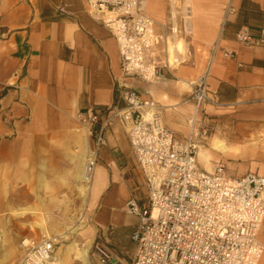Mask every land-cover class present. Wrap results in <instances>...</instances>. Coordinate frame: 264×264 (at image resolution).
<instances>
[{
	"label": "crops",
	"instance_id": "crops-1",
	"mask_svg": "<svg viewBox=\"0 0 264 264\" xmlns=\"http://www.w3.org/2000/svg\"><path fill=\"white\" fill-rule=\"evenodd\" d=\"M192 1L196 45L210 50L217 41L218 46L208 80L217 106L205 107L213 133L232 143L258 144L264 140V45H241L235 34L243 26L254 36L264 29V0H233L236 13L221 33L220 2ZM147 4L160 19L159 2ZM120 89L151 98L166 128L187 135L191 91L168 77L153 83L124 77L115 39L88 13L84 0H0V239L7 241H0V264H7L11 247L20 252L36 219L73 220L74 208L81 207V164L89 157L94 158L91 177L103 182L84 200L85 214L97 237L115 247L119 264L133 258L130 236L137 219L124 207L141 179L125 128L113 121L104 145L97 147L89 126L80 121L81 114L102 109L114 113L123 104ZM246 158L263 156L256 147ZM247 172L264 176L261 170ZM105 175L111 181L95 207Z\"/></svg>",
	"mask_w": 264,
	"mask_h": 264
},
{
	"label": "built area",
	"instance_id": "built-area-1",
	"mask_svg": "<svg viewBox=\"0 0 264 264\" xmlns=\"http://www.w3.org/2000/svg\"><path fill=\"white\" fill-rule=\"evenodd\" d=\"M84 1L88 13L115 39L124 77L145 83L168 77L167 38L156 31L144 0ZM235 13L229 0L220 33ZM171 20L169 31L175 35L178 26L173 16ZM235 40L244 46H262L264 29L254 36L243 26ZM217 50L216 41L203 72L192 83L193 114L185 137L166 129L155 112L156 103L133 89H120L123 104L112 114L102 109L80 115L97 147L104 145L106 131L118 120L141 179L124 207L127 215L137 219L130 236L135 254L125 264H259L264 256V176L227 175L222 167L207 173L196 162L198 146L213 133L205 107L217 106L208 91ZM223 54L235 57L233 52ZM93 166L90 163L89 171ZM22 250L20 264H60L52 239L30 240ZM91 256L95 264H119L116 253L98 237Z\"/></svg>",
	"mask_w": 264,
	"mask_h": 264
},
{
	"label": "rangeland",
	"instance_id": "rangeland-1",
	"mask_svg": "<svg viewBox=\"0 0 264 264\" xmlns=\"http://www.w3.org/2000/svg\"><path fill=\"white\" fill-rule=\"evenodd\" d=\"M146 2V11L148 15L152 18V20L155 23V29L156 31L160 32L167 38V59L168 63L171 66L170 70L172 71L173 76L168 75L169 80L176 81V84L179 85L181 88L185 89L190 93V88L192 86V83L201 75L203 72L207 61L210 58V53L213 50V46L210 50H207L203 47H200L199 45H196V37L194 35L193 29L187 30V26L189 24L188 20L186 19V11L188 9L186 6L192 5V0H156L159 2V5H161L162 15L160 19H154L151 11H149L147 0H144ZM221 4L222 9V18L224 14V8L229 0H218ZM175 18L176 22L175 24L178 26V32L173 35L169 31V27L171 26V17ZM221 18V20H222ZM222 23V21H221ZM191 24V22H190ZM192 25V24H191ZM222 25V24H221ZM190 27V25H189ZM221 28V26H220ZM180 43L183 46V50L178 56L176 55V58H173L170 53V48L174 45V43ZM165 48V46L161 47ZM175 59H178V61H175ZM187 74V75H186ZM157 105V104H156ZM155 112H158L155 110ZM193 113V108L190 105L188 108V114ZM115 123H118V120H114ZM161 123L166 128L163 120H161ZM167 129V128H166ZM188 131V130H187ZM188 134L185 132L184 135ZM219 140L222 142L223 146H226L224 149H215L211 146L212 141ZM254 145H250L246 143V139L243 140L242 143H232L231 141H227L226 139L222 138L219 133H213L210 137H208L206 140H204L200 145L198 146V150L202 148L205 151V154L207 155L209 159V163L213 165V169L215 170L217 167L224 168V171L227 175H241L243 172L247 170H261L262 173H264V149L261 147L260 144L264 145V140L262 142H259L258 144L253 143ZM260 150L262 152L263 158L260 160H250L246 158L248 156L249 151H256ZM231 149H237L241 157H234V151H231ZM197 150V152H198ZM242 153V154H241ZM196 162L198 164V158L196 156ZM257 164V165H255ZM200 168L201 166L198 164ZM203 169V168H202ZM81 207L80 208H74V218H72V223H62V224H54L57 225L58 229L55 230L57 232L63 233V239H59L57 237H54V233L50 235V237H53L54 239H57L60 241V243H56V253L60 246L63 245V247H72L73 244H78L80 247L84 241H86L88 238L86 237L89 232L92 234V243L90 245L89 249V264H95L93 261V258L91 256V249L94 241L97 237V232L95 230V227L92 223V221L87 216V211L85 209V202L84 200L88 196L89 191L84 187V184H81ZM83 215V218L81 219ZM79 217V221L74 220ZM32 226V236L26 237L25 239L30 240H41L42 238L48 239L45 236L44 231L41 229V221L36 219ZM44 226V225H43ZM71 229H68V228ZM78 228V230H77ZM262 229H264V221L262 224ZM75 230V231H73ZM53 232V231H52ZM23 240H21L22 242ZM21 242L19 250L22 252L21 249ZM110 250L114 249L113 246H108ZM23 255V252H22ZM75 254L74 252L71 253V257H73ZM57 257V255H56ZM131 261V260H130ZM130 261H127L130 263ZM19 262V261H18ZM16 260L12 261L10 264H18ZM71 264H81L78 259H73Z\"/></svg>",
	"mask_w": 264,
	"mask_h": 264
},
{
	"label": "bare ground",
	"instance_id": "bare-ground-1",
	"mask_svg": "<svg viewBox=\"0 0 264 264\" xmlns=\"http://www.w3.org/2000/svg\"><path fill=\"white\" fill-rule=\"evenodd\" d=\"M146 3V2H145ZM196 6V5H195ZM195 6L193 5H188L186 6V8L188 9V11H186V19L188 20L189 24L187 26V30L191 29L192 27V19L194 16V8ZM154 7H152L153 9ZM197 10V7H196ZM191 22V24H190ZM190 25V27H189ZM183 50V46L179 43H174V45L170 48V53L171 56H173V58H176L175 56L178 54H180ZM175 61H178V59H175ZM254 145V144H252ZM261 147L264 149V145L260 144ZM211 146L215 149H224L226 148V146H223L222 142L219 140H214L211 143ZM231 151H234V157H241V155L239 154L237 149H231ZM197 158H198V164L201 166V164L203 165L202 168L203 170H205L207 173H213L214 169H213V165L209 163V159L207 157V155L205 154V151L200 148L197 152ZM90 163L92 165H94V158L89 157L87 159V161L83 162L81 164V174L79 176V181L81 182V184H84L86 187V189L92 193V191L94 190V188H96V186L98 185V182H103V179L94 177L92 178V173H93V168L91 169V171H89V165ZM94 167V166H93ZM105 181H106V186L105 188L101 191V193L98 195L97 200L95 202V207H97L99 205V203L101 202L105 192L108 189V183H110L111 181V176L110 175H105ZM82 187V186H81ZM80 187V190L82 189ZM80 217V216H79ZM79 217L76 218L74 220L75 221H79ZM83 218V215L81 217V219ZM72 223V221L70 222ZM44 225V226H43ZM41 229L44 231L45 236L48 239H52L53 241H55V243H60V241H58L57 239H54L53 237H50V235L52 233H54V237H57L59 239H63V233L62 232H57L55 230L58 229L57 225H54L53 223H51V219H47L44 220L42 218L41 220ZM68 229H71L70 227ZM78 230V228H77ZM53 231V232H52ZM75 231V230H73ZM88 239L86 241H84V243L81 244V246L79 247L78 244H73L72 247L68 246V247H63L60 246V248L58 249L56 255L58 258V261L60 262V264H71L73 259H78L79 262L81 264H89V249H90V245L92 243V234L91 232H89V234L86 236ZM0 241L2 242V244H7V241L4 239H0ZM30 244V240L29 239H23V242H21V249L25 248L27 245ZM21 251V250H20ZM23 252V251H22ZM22 252H17L14 248H10V250L8 252H6V259L5 262L7 264H10L12 262V260H16V262H18V264L21 263L22 261ZM74 252V256L71 257V253Z\"/></svg>",
	"mask_w": 264,
	"mask_h": 264
}]
</instances>
